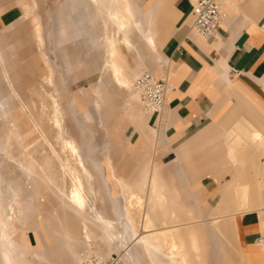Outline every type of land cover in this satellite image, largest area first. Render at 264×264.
I'll use <instances>...</instances> for the list:
<instances>
[{
    "label": "rangeland",
    "instance_id": "374dc122",
    "mask_svg": "<svg viewBox=\"0 0 264 264\" xmlns=\"http://www.w3.org/2000/svg\"><path fill=\"white\" fill-rule=\"evenodd\" d=\"M25 1L15 0V23L9 34L0 42L5 53L4 63L9 67V75L18 94V97L12 96L9 102L13 115L10 126H2L5 120L0 119V130L9 135L8 140L12 143L15 156L9 159L0 150V177L2 188H31V199L24 194H0V210L3 211L6 222L4 230L0 232V238L3 236L5 240L12 241L15 254L21 255L23 244L18 240L23 242V235L26 240L30 235L31 240L35 242L33 249L37 245L38 238L31 230L35 224L40 232L44 250L60 249L63 241L73 244L74 255L71 264L76 263L82 254H95L93 252L120 255L124 264H170L169 257L173 256L170 241L162 242L164 252L157 253L150 249V254L140 240L146 235V232H143V214L148 213L152 220V231H193L200 247V251L195 254L202 255L203 264H264V211L258 209L246 213L248 220L259 222L263 237L261 246L246 253L238 242L237 229L233 226L217 228L216 224L212 223L213 218L220 215H210L208 208L215 206L220 197L219 193L209 197V193L205 194L200 185L197 184L192 189L188 186V181L192 180L197 172L193 169L195 161L203 153L211 155L203 157L204 159L223 158L228 169L232 168L225 157L226 136L222 134L232 125L231 117L224 120L225 126H206L196 133H203L200 136L202 143L189 151L187 161L183 165L184 171H180L172 164L176 152L168 154L169 148L157 146V138L150 130L136 128L137 124L122 115L124 102L130 96L127 90H119L108 84L107 92L101 93L99 97L92 91L102 75L104 62L100 51L104 40V19L98 17L96 10L92 11L93 15L95 14L94 28L86 31L88 17H84L87 14L83 12V2L32 0L35 2V9L32 14L25 15ZM83 14L82 19L76 22L78 26L70 25L74 17ZM35 17L40 20V33L44 37V45L41 48L36 40ZM62 21L66 31L61 30L62 25L59 23ZM91 38L94 44H91ZM147 57L160 65L163 64L160 51L159 55L148 53ZM138 63L143 64L145 60L139 59ZM145 71L147 70L138 74ZM47 78L51 80L52 85L46 83ZM41 85L44 87L41 88ZM11 92L9 88L7 94ZM47 92L59 97L65 115V127L78 130L80 126V133L86 142L82 153L94 175V186L98 191L97 209L106 219L114 221L112 230L103 229L93 220L91 214L83 212L79 216L67 206L63 192L68 191L71 181L69 177L64 178L62 175L61 161L52 150H58L54 139L55 130L49 119L41 115V102L50 111ZM77 96L86 98V101H81V105L74 108L71 99ZM96 101L101 105H97ZM88 113L92 115V119L86 121ZM226 113L224 108L223 115L229 116ZM118 114L121 117L115 123L114 118ZM30 115L33 118H30ZM51 143L53 146L49 145ZM59 156L60 159L66 158L62 153H59ZM108 157L112 160L116 173L124 180L122 185L114 179ZM263 159L262 149L258 161L249 158V164H245L241 169V176L253 177L259 166L264 171ZM28 161L33 166V172L26 177L20 164ZM70 161L75 168L74 160ZM152 164L158 165L162 174V180L158 183L154 178L142 177L144 170L150 169ZM255 164L258 167L255 168ZM259 177L264 179V172L260 173ZM224 179H230L228 171ZM199 180L202 185L212 182L218 187V182L214 183L212 179L202 177ZM39 186L43 187L41 194H38ZM152 189L155 193H152ZM262 197L258 193H250L247 196H239L238 201L249 203L247 205H260ZM40 198L44 201L41 202ZM10 208L16 212V219H9L7 216ZM30 208L34 212L26 224H23V211ZM235 212L239 211L221 214L220 220L223 222L228 218L226 216ZM37 218L42 220L40 224ZM84 222L88 225L90 242H87L81 233ZM43 229L47 231L48 237H44ZM67 233L70 234L69 237ZM5 245L6 242H0V253ZM30 260L36 261L35 258ZM199 260L200 257H194L195 263ZM51 261L55 264L59 259L53 258ZM0 264H3L1 260Z\"/></svg>",
    "mask_w": 264,
    "mask_h": 264
},
{
    "label": "crops",
    "instance_id": "0c3cea01",
    "mask_svg": "<svg viewBox=\"0 0 264 264\" xmlns=\"http://www.w3.org/2000/svg\"><path fill=\"white\" fill-rule=\"evenodd\" d=\"M73 1L83 2V12L87 15H77L72 19L70 25L78 26L77 21H80L83 16L88 17L86 31H90L94 28L95 20V14L93 15L92 11L96 9L89 5L90 0ZM123 1L130 8L133 14L132 17L141 22L144 33L150 36L153 42V46H150L138 30L133 31L136 53L133 58L127 55V60L132 68L129 75L137 76L143 70L150 71L157 79L166 80L168 92L165 107L160 114L150 115L144 113L141 107L139 108L138 102L129 101L128 98L124 102L125 109L122 115L137 124L135 125L136 128L150 130L151 134L157 138V146L169 148L168 154L171 152L175 154L176 152V158L172 161V164L180 171H184L183 165L187 161L189 151L199 147L202 143V137L200 136L203 133H196L202 131L206 126H225L224 120H229L231 117L232 125L222 134L226 136V142L224 143L226 146L225 157L232 168L228 169V165L223 158L204 159L203 157L209 155L203 153L195 161L196 164L193 169L197 172L194 174L193 179L188 181V186L189 189H192L193 186L200 185L205 194L206 192L209 193V197L219 193L220 197L215 206L208 208L210 215L218 214L221 216V214L229 211H239L226 216L228 218L223 222L220 220V216L214 217L212 223L216 224L217 228L225 229L233 226L237 229L239 244L246 253H250L254 248L257 249L254 245L255 239L259 236L262 237V233L259 222L248 220L246 213L258 209L264 211V196L262 195L260 205H247L249 203H241L238 200L239 196H247L250 193L261 195L258 187L264 184V179L259 177L257 181L255 174L253 177L245 175L243 178L240 173L243 166L249 164V158L258 160L259 152L264 146V0H221L224 16L218 28L217 36L211 40L200 39L193 32L191 13L193 0ZM14 3L15 0H0V42L5 35L9 34L12 25L15 23ZM23 5L25 15L33 13L35 9L34 1L30 0L29 2L26 0ZM97 15L101 18L99 14ZM58 18L60 19V17ZM34 22L37 33L36 40L41 48L44 45V37L40 33L39 18L35 17ZM59 25H62L61 30L66 31L63 21ZM90 42L94 44L92 38ZM101 49L100 51H102ZM159 51L162 65L147 57L148 53L159 55ZM101 56L104 60L102 75L92 88V91L98 97L101 93L107 92L108 84L116 88L114 85L116 80H113L110 74L106 75V59L102 52ZM4 58L5 53H3L0 43V119L5 120V124L2 126H10L13 115L11 114L9 102L12 96L18 97V94L11 81L9 67L4 63ZM139 59H147L151 62L145 68L144 63H138ZM227 71L231 72L229 77L226 76ZM233 71H236V73H233ZM46 83L52 85L51 80L49 83L46 80ZM8 86L12 91L11 94H7ZM41 86V88L44 87ZM54 97L64 117L60 99L58 96ZM81 101H86V98L73 97L71 99L72 107L76 108L77 105H81ZM96 104L101 105L98 101H96ZM224 108H226L229 116L225 117L223 115ZM120 117L121 115H116L114 122L116 123V120H119ZM30 118H32V115H30ZM90 119H92V115L88 113L86 121ZM68 130L83 151L86 142L80 133V126L78 130L76 128ZM0 131V150L9 159H13L15 156L13 155L12 143L8 140L9 135H6L3 130ZM256 133H261L263 138L255 140ZM183 144L184 146L176 151ZM108 162L114 179L122 185L123 179L116 173L109 157ZM20 168L26 174V177L33 172V166L29 161L20 164ZM105 170L107 169L105 168ZM226 171L229 172L230 179H224ZM262 172H264L263 169ZM142 177L154 178L157 183L160 182L162 174L159 171V166L152 164L150 169L144 170ZM202 177L203 179H212L214 183L217 181L218 187L215 184L213 185L212 182L203 183L202 185L199 180ZM240 180L246 183L243 189L240 188ZM30 189L19 186L0 187V194H27L25 197L30 196L31 199ZM42 190L43 187L39 186L38 194H41ZM152 193H155L154 189H152ZM67 206L75 212L68 204ZM33 212L31 208L25 212L23 211L21 222L26 224ZM144 214L143 232H146V235L140 240L148 253L151 254L150 249L155 250L157 253L164 252L162 242L170 241L173 247V256L169 257L170 264H179L181 260H187L188 264H203L202 255L200 253L195 254L200 251V247L193 231H177L175 233L152 231L150 229L152 220L148 213V218H145ZM92 217L97 224H100L106 230L100 222L95 220L94 216ZM37 221H39V224L42 222L40 218H37ZM110 221L114 225V221ZM5 224V220L0 223L2 231ZM83 225L81 233L86 240ZM31 230L34 232V236L36 235L38 238L37 245L33 249L35 242L31 240L30 235L27 236L28 240L23 235V242L18 240L23 244L21 255L15 254V245L12 241L5 240L1 236L0 242H6L0 253V260L3 264H52L51 259L53 258L59 259L55 264H71L74 255L73 244L70 245L63 241L60 249L44 250L37 225L33 224ZM43 235L48 237L45 229H43ZM66 235L70 236L69 233ZM70 248L71 250H69ZM193 256L200 257L198 263L194 262ZM30 258H35L36 261L32 262ZM77 263L78 260L74 264Z\"/></svg>",
    "mask_w": 264,
    "mask_h": 264
},
{
    "label": "bare ground",
    "instance_id": "6f19581e",
    "mask_svg": "<svg viewBox=\"0 0 264 264\" xmlns=\"http://www.w3.org/2000/svg\"><path fill=\"white\" fill-rule=\"evenodd\" d=\"M89 5L95 8L98 14L104 19L103 27L105 30L101 52L106 59V75L110 74L111 78L113 80H116L114 85L119 90H127V92L130 94L129 100L138 102L141 107L140 100L138 99L137 93L134 91L132 86L133 81L140 74H138L136 77L135 75H129V71L132 68L130 67V63L127 60V55L133 58L136 53L132 35L134 30H138V32L143 36L147 43L150 46H153V42L150 36L144 33L141 22L135 20L132 17L133 14L130 8L127 6V4L124 3L123 0H90ZM144 60L145 68H147L151 61L147 59ZM226 76H230L229 71L226 72ZM133 77L135 78L133 79ZM46 80L48 83L50 82L49 79ZM46 94L50 98V111H48L46 109V105L41 102V115L49 119L52 128H54L55 130L54 139L56 140L55 145L57 146L58 150H55L54 148H52V150L55 156L61 161L60 169L62 171V175L64 176V178L69 177L71 181V185L68 191L66 193H64L65 191L63 192V195L66 197V203L70 207H72L79 216L82 215L83 212H87L94 216L95 220L100 222L106 228V230H112V228L114 227L113 223L110 220L105 219L103 214L97 209L98 191L94 186V175L83 156L82 149L73 138L69 130L64 126V117L61 113L56 98L49 92H47ZM142 111L144 112L143 109ZM262 138L263 135L261 133H256L254 136L255 140H261ZM49 145L53 146L52 143ZM59 153L65 154L66 158L60 159L62 156L60 154V157ZM70 160H74V164L76 165L75 168L72 166V161ZM256 166L258 167L257 164H255V168ZM40 167L42 168V170H44L42 166ZM261 171L262 167L259 166L258 169H256L255 173L257 181L259 180V174L261 173ZM245 185L246 183L243 180H240V188L243 189ZM0 187H3L1 177ZM258 190L259 193L264 196V184L260 185L258 187ZM40 201H43V199H41ZM10 209L11 211L7 216L9 217V219H16V212L14 211V209ZM144 217L148 218V214H144ZM4 219V213L2 210H0V223H2ZM83 229L86 240L90 241L86 223H84ZM0 231H2L1 228ZM262 244L263 237L260 243L254 245L256 247H259ZM93 253L101 256L115 255L113 253ZM79 261L80 257L78 258V263ZM179 264H188V262L187 260H181Z\"/></svg>",
    "mask_w": 264,
    "mask_h": 264
},
{
    "label": "built area",
    "instance_id": "2783aa9c",
    "mask_svg": "<svg viewBox=\"0 0 264 264\" xmlns=\"http://www.w3.org/2000/svg\"><path fill=\"white\" fill-rule=\"evenodd\" d=\"M191 13L195 35L203 40L214 39L224 16L221 0H193ZM132 86L144 112L157 115L163 111L168 92L166 80L157 79L153 74L143 72L133 81ZM261 241L262 237L259 236L255 239V244ZM78 264H124V261L120 255L101 256L86 253L81 255Z\"/></svg>",
    "mask_w": 264,
    "mask_h": 264
}]
</instances>
